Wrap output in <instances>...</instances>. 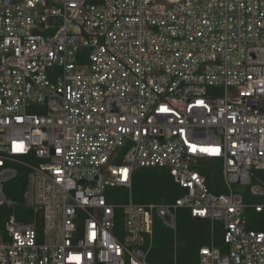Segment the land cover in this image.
I'll return each mask as SVG.
<instances>
[{
  "label": "built area",
  "instance_id": "1",
  "mask_svg": "<svg viewBox=\"0 0 264 264\" xmlns=\"http://www.w3.org/2000/svg\"><path fill=\"white\" fill-rule=\"evenodd\" d=\"M184 209L192 264H264V0H0V264H153L157 220L180 264Z\"/></svg>",
  "mask_w": 264,
  "mask_h": 264
},
{
  "label": "trees",
  "instance_id": "2",
  "mask_svg": "<svg viewBox=\"0 0 264 264\" xmlns=\"http://www.w3.org/2000/svg\"><path fill=\"white\" fill-rule=\"evenodd\" d=\"M206 170L207 168H203ZM209 174V171H205ZM211 187L217 190L214 177L209 175ZM26 174H20L8 185L10 196L17 198L24 206L22 192L25 188ZM133 193L137 202H170L178 195L179 191L171 176L165 170L137 169L133 172ZM3 214L13 213V209H2ZM1 212V211H0ZM18 216L19 209L17 211ZM178 240H179V263L192 264L197 259L198 247L211 241L210 225L206 221L195 220L190 216L188 210H181L178 216ZM220 241V233L217 238ZM174 237L172 231L157 220L155 226V246L150 257L153 264H170L173 255Z\"/></svg>",
  "mask_w": 264,
  "mask_h": 264
},
{
  "label": "snow or ice",
  "instance_id": "3",
  "mask_svg": "<svg viewBox=\"0 0 264 264\" xmlns=\"http://www.w3.org/2000/svg\"><path fill=\"white\" fill-rule=\"evenodd\" d=\"M126 171V170H125Z\"/></svg>",
  "mask_w": 264,
  "mask_h": 264
}]
</instances>
